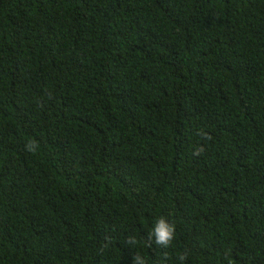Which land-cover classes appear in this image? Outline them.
Returning a JSON list of instances; mask_svg holds the SVG:
<instances>
[{
    "label": "trees",
    "instance_id": "16d2710c",
    "mask_svg": "<svg viewBox=\"0 0 264 264\" xmlns=\"http://www.w3.org/2000/svg\"><path fill=\"white\" fill-rule=\"evenodd\" d=\"M135 255L264 264V0H0V264Z\"/></svg>",
    "mask_w": 264,
    "mask_h": 264
},
{
    "label": "clouds",
    "instance_id": "9594fccd",
    "mask_svg": "<svg viewBox=\"0 0 264 264\" xmlns=\"http://www.w3.org/2000/svg\"><path fill=\"white\" fill-rule=\"evenodd\" d=\"M29 150H33L31 146H29ZM203 148H199L193 152V155L199 156L203 152ZM176 238V226L174 223L169 222V220L160 216L152 226L151 231L147 235V240L150 242H154V244L160 248L167 249L169 248ZM127 243L131 245H136L138 241L134 236H130L127 240ZM179 260L181 264L185 260L184 255H180ZM134 264H146L144 259L140 255L133 256Z\"/></svg>",
    "mask_w": 264,
    "mask_h": 264
}]
</instances>
